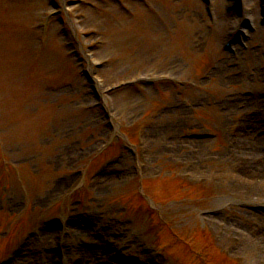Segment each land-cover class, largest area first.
Listing matches in <instances>:
<instances>
[{"label": "rangeland", "instance_id": "374dc122", "mask_svg": "<svg viewBox=\"0 0 264 264\" xmlns=\"http://www.w3.org/2000/svg\"><path fill=\"white\" fill-rule=\"evenodd\" d=\"M263 9L264 0H0V264L12 255L9 264H264V212L235 206L264 202L240 190L243 172L264 161V139L235 160L252 136L246 119L264 132L254 101L264 103ZM55 11L41 42L33 28ZM246 16L256 28L244 48L224 51ZM136 77L155 82L87 108ZM112 142L115 162L96 174L98 150ZM138 178L155 214L135 194ZM182 179L200 186L168 192ZM205 208L216 218L187 213ZM62 217L61 261L51 224Z\"/></svg>", "mask_w": 264, "mask_h": 264}, {"label": "bare ground", "instance_id": "6f19581e", "mask_svg": "<svg viewBox=\"0 0 264 264\" xmlns=\"http://www.w3.org/2000/svg\"><path fill=\"white\" fill-rule=\"evenodd\" d=\"M241 5H242V3H241ZM243 14H245V13H243ZM240 20H241V18H238V24L240 23ZM254 101H255V104L258 105V110H260V113L256 111L257 115L264 117V103L258 102V100H256V99ZM249 102H250L249 99L246 100L247 104ZM255 117L257 118V116H255ZM255 117L251 118L250 120L247 119L244 123V132L247 135H249V133H251L252 136L250 135L251 138L246 137V139H243L241 141L240 145H238V144L236 145L237 148H236V152H235L236 153L235 154V156H236L235 160L237 162H240L242 154L246 150L248 152L260 151V145L262 144L261 140L264 139V134H262V133L260 134V131H254V130L252 131L251 129H249V126L251 127V125L255 126V127L258 125V123H256L257 120L255 119ZM256 137H259V138L256 140H253ZM250 139H252V140H250ZM196 143H200V141H196ZM263 155H264V153H263ZM192 168L195 170L196 169L195 165H193ZM242 169H244V168H242ZM243 174L249 178V181H248L247 185L243 184L240 187V190L244 191V192H255V193L261 195V198H262V196L264 195V187H263L261 182L264 181V161L261 165L257 164V165L252 166L251 171L245 172V173L243 172ZM246 174H248V175H246ZM245 250L248 251V246L245 247ZM84 257H86V256H84ZM257 258H262V256L259 255V256H257Z\"/></svg>", "mask_w": 264, "mask_h": 264}]
</instances>
